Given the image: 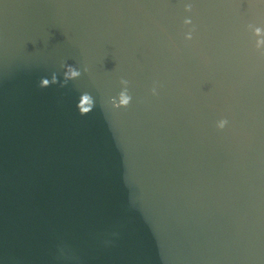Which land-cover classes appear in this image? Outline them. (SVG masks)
<instances>
[{"label":"water","instance_id":"obj_1","mask_svg":"<svg viewBox=\"0 0 264 264\" xmlns=\"http://www.w3.org/2000/svg\"><path fill=\"white\" fill-rule=\"evenodd\" d=\"M249 25L264 0H0V264H264Z\"/></svg>","mask_w":264,"mask_h":264},{"label":"clouds","instance_id":"obj_2","mask_svg":"<svg viewBox=\"0 0 264 264\" xmlns=\"http://www.w3.org/2000/svg\"><path fill=\"white\" fill-rule=\"evenodd\" d=\"M184 10L185 12H191L192 10L191 4H186ZM183 23L184 25H190L191 20L186 18L184 19ZM248 27L251 30L252 36L255 37V41H254L255 50H257L261 55H264V28L253 27L252 25H249ZM184 39L185 40L192 39L191 29L185 33ZM61 67L63 68L62 79L58 80L57 75L53 73L50 76V78H41L38 87L47 88L52 85L59 84V87L63 88L68 84L69 81L77 80L81 76V70L77 69L73 65L61 64ZM83 71L87 72L88 70L87 68H84ZM120 84H121V91L116 96L109 97L108 99V104L111 106L112 109L126 108L132 99V97L128 93V81L121 79ZM151 93L153 95L157 94L156 87H153L151 89ZM94 103L95 102L93 96L88 92H83L79 95L75 107L80 116H85L93 110ZM227 123H228L227 120L221 119L216 123V127L218 129H223Z\"/></svg>","mask_w":264,"mask_h":264}]
</instances>
